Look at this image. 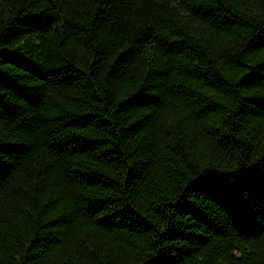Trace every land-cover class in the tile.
Returning a JSON list of instances; mask_svg holds the SVG:
<instances>
[{"label": "trees", "instance_id": "obj_1", "mask_svg": "<svg viewBox=\"0 0 264 264\" xmlns=\"http://www.w3.org/2000/svg\"><path fill=\"white\" fill-rule=\"evenodd\" d=\"M0 264H264V0H0Z\"/></svg>", "mask_w": 264, "mask_h": 264}]
</instances>
